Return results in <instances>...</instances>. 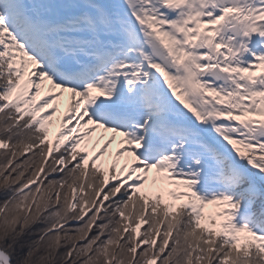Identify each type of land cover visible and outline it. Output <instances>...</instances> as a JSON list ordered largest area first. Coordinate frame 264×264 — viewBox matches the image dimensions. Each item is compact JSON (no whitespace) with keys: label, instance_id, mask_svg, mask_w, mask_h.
Here are the masks:
<instances>
[{"label":"snow or ice","instance_id":"6c2138e0","mask_svg":"<svg viewBox=\"0 0 264 264\" xmlns=\"http://www.w3.org/2000/svg\"><path fill=\"white\" fill-rule=\"evenodd\" d=\"M0 264H264V0H0Z\"/></svg>","mask_w":264,"mask_h":264}]
</instances>
